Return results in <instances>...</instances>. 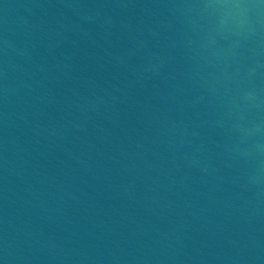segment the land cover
Wrapping results in <instances>:
<instances>
[{"label": "water", "instance_id": "obj_1", "mask_svg": "<svg viewBox=\"0 0 264 264\" xmlns=\"http://www.w3.org/2000/svg\"><path fill=\"white\" fill-rule=\"evenodd\" d=\"M0 264H264V0H0Z\"/></svg>", "mask_w": 264, "mask_h": 264}]
</instances>
